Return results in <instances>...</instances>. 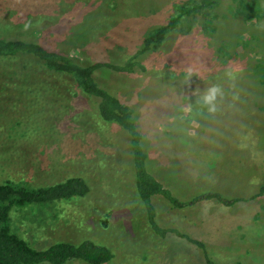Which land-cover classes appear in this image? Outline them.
Here are the masks:
<instances>
[{"label": "rangeland", "instance_id": "rangeland-1", "mask_svg": "<svg viewBox=\"0 0 264 264\" xmlns=\"http://www.w3.org/2000/svg\"><path fill=\"white\" fill-rule=\"evenodd\" d=\"M184 1L0 0V35L35 41L84 66H125ZM255 1L260 13L264 0ZM236 2L219 0L213 19L187 18L159 50L137 60L146 70L105 69L95 78L134 110L148 171L173 197L190 202L213 192L247 200L181 209L154 197L159 228L201 241L216 264H264V195L253 199L264 188V17L245 21ZM71 24L78 28L70 31ZM18 61L0 62V184L40 189L81 177L91 193L15 208L16 233L39 251L92 240L113 251L109 264H205L197 246L151 228L128 134L104 124L97 101L76 96L73 82L45 75L37 61ZM213 84L224 96L209 115L195 100Z\"/></svg>", "mask_w": 264, "mask_h": 264}, {"label": "trees", "instance_id": "trees-1", "mask_svg": "<svg viewBox=\"0 0 264 264\" xmlns=\"http://www.w3.org/2000/svg\"><path fill=\"white\" fill-rule=\"evenodd\" d=\"M218 5L219 0H187L174 6V13L169 22L150 31L144 40L143 49L125 66H115L109 63L84 66L73 57L51 51L35 41H30L18 35L11 37L0 35V62H19L18 60L30 59L37 61L46 69L44 70L45 75H57L63 81L73 82L77 89L74 93L76 96H81L82 99L88 101H97L99 116L104 124L117 125L128 134L136 174L135 186L140 199L145 203L151 228L155 229L154 231L162 238H166L171 233L197 246L204 253L205 264L216 263L211 259L204 243L176 230L163 231L159 228L156 222L157 211L153 205V198L163 197L172 205L181 209L210 201H216L225 207H234L247 200L240 198L228 199L222 194L213 192H207L190 202H180L173 197V194L148 171L146 166L148 156L142 146L144 137L136 123L134 110L103 89L95 77L97 72L105 69L119 73H133L136 67L146 70L137 61L141 56L159 50L167 37L178 30L187 18H194L199 14L210 15L212 19L215 18L213 9ZM260 7V3L255 0L250 2L237 0L234 9L237 14L245 15V21L257 18L258 23H260L261 19L259 18L264 17V10L259 13ZM209 21L207 22L208 25H212L213 21ZM68 28L73 31L78 26L71 24ZM263 79L264 77L261 79L262 82ZM22 184L15 181L0 184V264H69L75 261H84L88 264H109L115 259L112 250L92 240H85L79 244L58 243L46 250L39 251L16 233L17 231L14 229L11 219L12 210L15 208L24 210L29 207L41 206L53 207L76 198H86L90 195L91 188L85 179L71 177L55 185L40 189H29ZM263 195L264 188L253 199H258Z\"/></svg>", "mask_w": 264, "mask_h": 264}, {"label": "clouds", "instance_id": "clouds-1", "mask_svg": "<svg viewBox=\"0 0 264 264\" xmlns=\"http://www.w3.org/2000/svg\"><path fill=\"white\" fill-rule=\"evenodd\" d=\"M189 75H191L192 70L189 69ZM229 78L234 79V73L231 70L226 72ZM224 96V90L221 85L213 84L212 86L206 88L202 94L198 96L195 100L196 104L202 105L203 108L207 109L209 115H214L218 111V101ZM188 111H191V104L188 106Z\"/></svg>", "mask_w": 264, "mask_h": 264}]
</instances>
